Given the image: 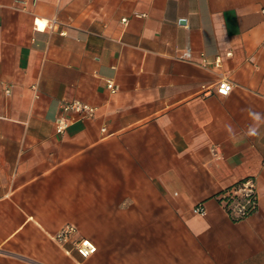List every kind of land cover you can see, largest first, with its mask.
<instances>
[{
  "label": "crops",
  "instance_id": "crops-1",
  "mask_svg": "<svg viewBox=\"0 0 264 264\" xmlns=\"http://www.w3.org/2000/svg\"><path fill=\"white\" fill-rule=\"evenodd\" d=\"M261 7L0 0V264H264ZM248 177L234 219L220 194ZM65 224L96 252L56 243Z\"/></svg>",
  "mask_w": 264,
  "mask_h": 264
},
{
  "label": "built area",
  "instance_id": "built-area-1",
  "mask_svg": "<svg viewBox=\"0 0 264 264\" xmlns=\"http://www.w3.org/2000/svg\"><path fill=\"white\" fill-rule=\"evenodd\" d=\"M264 14V7L259 9ZM125 21V19H122ZM219 63V58H215V64ZM106 87L109 92L113 93L116 86L113 81L106 80ZM231 89V84L227 80H220L216 84V91L219 94L225 95ZM61 109L64 111H72L85 117H92L96 107L86 101L74 99L61 104ZM57 130L63 131L68 121L63 116H57L54 120ZM224 210L234 219H241L251 214L257 206V198L254 193V182L252 178H244L234 184L229 190L220 194L219 198ZM192 212L195 214H204L205 208L201 203L192 207ZM56 243L64 247L69 243L71 248L81 257L88 258L96 252L95 243L88 237H83L78 234L77 227L74 224H65L61 226L52 236Z\"/></svg>",
  "mask_w": 264,
  "mask_h": 264
}]
</instances>
